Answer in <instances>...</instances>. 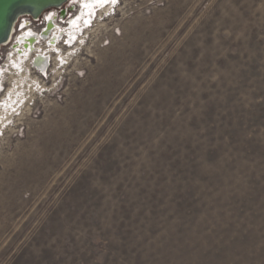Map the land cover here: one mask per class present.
<instances>
[{
	"label": "rangeland",
	"instance_id": "obj_1",
	"mask_svg": "<svg viewBox=\"0 0 264 264\" xmlns=\"http://www.w3.org/2000/svg\"><path fill=\"white\" fill-rule=\"evenodd\" d=\"M83 1L0 49V264H264V0Z\"/></svg>",
	"mask_w": 264,
	"mask_h": 264
},
{
	"label": "bare ground",
	"instance_id": "obj_2",
	"mask_svg": "<svg viewBox=\"0 0 264 264\" xmlns=\"http://www.w3.org/2000/svg\"><path fill=\"white\" fill-rule=\"evenodd\" d=\"M10 1H12L11 3H10V5L12 4V7L14 6L15 8L13 9V14H12V17H10V11H11V9H10V11L8 10V7H9V5L7 4V6H6V9H4V11H3V17L0 19V27L1 26H3V24L5 23V19H7V20H10V22H9V24H10V26H8V28L7 27H5V28H1L0 30H1V32H0V37L1 36H3V37H1L2 38V43H0V49H1V47H3V46H5L6 44H8L9 42H10V40H11V37L13 36V34H12V31H13V29H15V22L18 20V18L19 17H21V16H26V14L27 15H29V14H32V16L33 17H39L40 18V16L43 14V12L44 11H46V10H48V9H51V8H55V9H60L68 0H66V2L64 3H62L61 4V2L60 3H58V4H55V5H53V6H50V7H47V8H44L40 13H37V12H34V10H36V8H37V6H36V4H31V5H33V9H31L30 7H28L29 5L28 4H22V2H17V0H10ZM34 1V0H33ZM95 0H84L83 2H82V5H83V8H84V10L85 11H88V9L90 8V6L92 5V2H94ZM19 4H21V5H19ZM24 11H27V12H24ZM24 13H26V14H24ZM27 17V16H26ZM12 19V20H11ZM75 23V20L74 21H71V25H73ZM17 25V24H16ZM4 30V31H3ZM71 30V29H70ZM69 30V31H70ZM7 34V35H6ZM47 34L48 33H46V35L45 36H47ZM69 35H71V33L69 34ZM6 36V37H5ZM44 36V37H45ZM73 36H75V35H73ZM51 37V36H50ZM69 37V36H68ZM30 38V37H29ZM31 38H32V36H31ZM69 38H71V36L69 37ZM10 39V40H9ZM28 39V38H27ZM26 39V40H27ZM68 39V38H67ZM56 40H57V37H56V35H53L52 36V38H51V40H49V44H51V45H54L55 44V42H56ZM7 41H9L8 43H7ZM28 41V40H27ZM30 41V40H29ZM70 41V40H69ZM26 42V41H25ZM6 43V44H5ZM23 43V42H22ZM25 44V43H24ZM31 45V44H30ZM50 45V46H51ZM26 46V45H25ZM28 46H29V43H28ZM23 47H24V45H23ZM24 49V48H23ZM18 50H20V49H18ZM22 50V49H21ZM22 52H24V51H22ZM37 56V58L35 57V63H34V65L40 70V71H43L44 70V66H45V63H46V59H45V56L43 55V54H38V55H36ZM39 58V59H38ZM13 65H18V63L16 62V60L15 61H13Z\"/></svg>",
	"mask_w": 264,
	"mask_h": 264
},
{
	"label": "flooded vegetation",
	"instance_id": "obj_3",
	"mask_svg": "<svg viewBox=\"0 0 264 264\" xmlns=\"http://www.w3.org/2000/svg\"><path fill=\"white\" fill-rule=\"evenodd\" d=\"M60 9H63V6L60 8ZM60 9H57V11L56 10H50L49 12H45L44 13V15L46 16L47 15V20H46V23H48V25H47V28H45L46 30L45 31H43V33H41V34H36V33H34L33 31H31V29L30 30H28V31H24L25 30V27H24V23L27 21V19H23V28H22V32H24L23 34H20V35H18L16 38H14L13 36L11 37V40H10V42L9 43H13L14 45H15V50L13 51L14 52V54H15V56L14 57H12L11 59H12V62L13 61H15L16 60V62L18 63V65H19V61L20 60H22V59H24V57H26L28 54L30 55V53H31V51H32V49H33V47H34V42H35V39H37V38H44V36L46 35V33H48L47 34V36H45L46 37V39H48V43H49V40H51V38H52V36L53 35H56L57 34V32H55L56 31V22H55V18H56V16L59 14V11H61ZM26 16H21V17H19L18 18V20H17V23L16 24H18L19 23V21L22 19V18H25ZM27 18V17H26ZM75 20V22H76V19H72L71 21H74ZM71 21H70V27H69V29L70 28H72V26L75 24H73V25H71ZM15 24V29H16V25ZM46 26V25H45ZM31 36H32V38H31ZM51 36V37H50ZM30 37V38H29ZM28 38V39H27ZM28 41H27V40ZM14 40V41H13ZM30 40V41H29ZM26 41V42H25ZM23 42V43H22ZM25 43V44H24ZM28 43H29V46H28ZM17 44V45H16ZM31 44V45H30ZM7 45V44H6ZM5 45V46H6ZM23 45H24V47H23ZM26 45V46H25ZM24 48V49H23ZM18 49H20V50H18ZM22 49V50H21ZM22 51H24V52H22ZM44 55V54H43ZM45 56V55H44ZM36 58H37V56H36ZM35 59V58H34ZM39 59V58H38ZM36 60V59H35ZM35 60L33 61V63H35ZM17 65V66H18Z\"/></svg>",
	"mask_w": 264,
	"mask_h": 264
},
{
	"label": "water",
	"instance_id": "obj_4",
	"mask_svg": "<svg viewBox=\"0 0 264 264\" xmlns=\"http://www.w3.org/2000/svg\"><path fill=\"white\" fill-rule=\"evenodd\" d=\"M65 1L66 0H34V1L33 0H17V2H22V4H25V5L28 4L29 5L28 7H30L31 9H33L32 8L33 5H31V4H36L37 8H36V10H34V12H37V13H40L44 8L53 6V5L58 4L60 2L62 4ZM11 2L12 1H10V0H0V19L3 17L2 16L3 15V11H4V9H6L7 4L9 5L8 10L10 11V9H11L10 17H12L13 9L15 7L14 6L12 7V4L10 5ZM19 5H21V4H19ZM24 12H27V11H24ZM24 14H26V13H24ZM9 22H10V20L5 19V23L3 24V26L0 27V29L2 27L3 28H5V27L8 28V26H10ZM0 32H1V30H0ZM1 37H3V36H1ZM1 37H0V43L3 42Z\"/></svg>",
	"mask_w": 264,
	"mask_h": 264
}]
</instances>
